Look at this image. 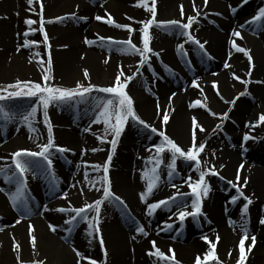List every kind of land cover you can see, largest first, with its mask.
I'll return each instance as SVG.
<instances>
[{
    "label": "bare ground",
    "instance_id": "1",
    "mask_svg": "<svg viewBox=\"0 0 264 264\" xmlns=\"http://www.w3.org/2000/svg\"><path fill=\"white\" fill-rule=\"evenodd\" d=\"M40 3L43 4L44 28L50 49L39 31ZM138 4L139 0H92V4L79 3L78 0H34L29 5L27 0H0V78L22 76L27 81L41 82L43 70L38 61L43 60L47 67L50 51L51 76L60 77L69 88L77 82L98 87L112 86L121 69L123 81L126 76L136 73L140 56L118 51L120 45L101 42L98 37L123 41L129 39V31L96 21L94 17L101 15L106 21L111 15L116 23L130 25L132 42L142 48L139 29L143 25L138 22L150 19L151 13ZM195 5L201 15L191 32L201 43L207 42V55L197 45L185 43L187 38L179 34L181 30L165 31L153 26L149 29L150 47L159 56L149 54L151 68L147 65L140 68V73L128 83L126 91L133 98L137 114L158 131L163 130L185 151L192 144V118L195 117L205 129L204 132L195 130L197 143L206 142L208 166L214 165L219 176L225 179L216 176L224 183L221 185L219 181L217 185L207 177L211 190L202 198L204 215L198 219L187 217L181 224L173 215L177 211H171L169 207L157 209L152 216L146 214L147 206L141 201L140 194L146 191L148 184V179H142V175L147 172L151 176V169L155 166L154 145L148 143L152 136L143 126L129 120L112 153L108 141L113 136L107 135L103 143L98 139L104 136L105 125L103 122L93 123L98 112L96 103L101 96L92 92L86 94L83 101L77 98L68 104L49 106L48 116H58L57 122L50 121L54 143L66 146L69 151L61 154L54 148L50 170H46V163L41 161V166L35 170H38L37 178L33 179L35 171L26 173L25 195L30 211L21 212L12 206L8 193L10 189L14 191L15 186L0 176V188L4 189L0 191V264H33L34 261L88 264L87 259L77 257L74 248L84 257L103 264L101 236L108 253L107 264H159L155 257L148 255L153 250L152 241L166 255H172L168 250L173 249L180 264H195L198 255L203 260L211 243L216 244L214 251L218 259L226 256L235 260L239 258V249L235 247L242 236L241 225H246L249 233V239L245 241L246 264H264V225L259 224V219L264 217V123L259 122L260 115L264 114V21L249 23L250 17L264 8V0H208L207 7L204 0H195ZM181 6L184 10L182 22H187V16L195 15L193 0H156V20H182ZM71 14L87 19L47 23ZM26 19L37 22L31 26L36 29L35 34L29 35L28 39L38 42V46L21 48L17 52V46L25 39L23 33L29 30L24 23ZM234 30L239 31L243 39L233 37ZM85 38L94 43L86 44ZM233 40L249 50L251 62L247 55L235 51L231 44ZM180 44H184L185 52L192 51L191 58L178 52ZM35 52L40 56L32 57L29 62ZM225 63L229 64L228 68L224 67ZM85 70L89 78L85 77ZM237 76L239 80L235 78ZM193 80L197 86L192 84ZM242 92L248 94L240 96ZM234 99L236 102L232 104ZM6 105V110L15 113L16 118L10 121L0 119V167L12 164L11 154L15 151H38V146L47 143L48 139L47 126L41 117L42 108H38L34 131H30L25 123L15 122L36 103ZM165 109L169 114L166 125L162 123ZM209 109L217 115H210ZM225 112L228 113L226 120L221 119ZM218 124L221 125L219 129L216 128ZM246 134L251 137L247 141L244 140ZM94 148L100 150L93 152ZM109 154H112L109 167L111 190L126 202V207L105 202L100 215V233H94L96 238L93 239L87 235L86 222L67 225L65 221L74 213H60L55 209L67 208L69 203L82 207L102 197V190L96 191L88 181L103 176L102 166ZM162 160L157 168V187L147 203L175 196L177 188L184 192L187 189L182 180L198 176L195 171L187 172L175 166L174 174L169 177L171 158L163 154ZM62 164L68 166L71 173L62 169ZM96 164L101 165L99 171L87 167ZM85 172L88 173L87 180ZM244 180L248 183L241 190L253 203L249 205L247 216L242 218L241 208L245 201L241 198L235 204L231 203V197L237 192L227 181L242 186ZM173 184L177 187L174 188ZM60 192L59 197L51 200ZM63 193H67V199L62 198ZM187 205L186 210L192 211L191 203ZM89 216H94V212ZM17 220L20 222L16 223ZM230 220L234 223L230 224ZM166 222L173 225L172 230H161ZM137 224L145 227L147 236L135 231ZM30 225L37 238L35 249L30 242ZM49 225L56 226V231H51ZM69 227H72L71 233L67 231ZM205 235L208 241L202 239ZM252 235L256 237V244L249 252ZM14 242L20 245L19 259Z\"/></svg>",
    "mask_w": 264,
    "mask_h": 264
},
{
    "label": "snow or ice",
    "instance_id": "2",
    "mask_svg": "<svg viewBox=\"0 0 264 264\" xmlns=\"http://www.w3.org/2000/svg\"><path fill=\"white\" fill-rule=\"evenodd\" d=\"M29 5H32L34 3V0H27ZM39 2V0H37ZM247 2V0H245ZM208 0H204V6L207 7ZM138 6H142L145 8L146 11L151 13V18L147 21H140L138 23H141L143 27L139 29L141 33L142 38V48L137 47L131 39V33L133 29L130 25L125 24H119L116 23L111 15H108L107 20L105 21V17L101 15H96L94 18L96 21H104L105 23L115 26L116 28L120 29H127L129 31V39L127 40H113L112 38L108 37H98V39L101 42L107 41L108 43L120 45V48H118V51H122L125 53H132V54H138L140 56L139 60V67L136 70V73L133 75H128L124 78V80H121V77L124 76V72L121 69L118 75L115 78V83L112 86L109 87H98L96 85H93L91 83L85 85L83 83L77 82L76 85L72 88L68 87H60V86H54L50 82L53 79L51 76V68H52V59L50 55V51L48 53L47 58V67L44 66V61L40 60L38 63H40L41 68L43 70V75L41 78V82H33V81H21L17 79L14 83H10L6 86L0 87V119H3L5 121H10L16 118L15 113H11L10 111L6 110L7 105L3 102L14 100L16 98L20 97H28L36 98V105L32 106L29 111L26 113H22L19 116V119H21L30 129V131H34L33 123L36 118V114L38 111V108L43 109V118L44 122L47 126V132H48V139L47 143L39 145L38 151H31L28 149H20L15 151L11 154L12 158V164L11 165H5L4 167H0V176H3L4 181L10 185L15 186V190L12 191L9 190L8 198L14 208L21 212H28L30 211L28 207V198L25 195L26 188H27V178L26 173L29 171H35L37 168H39L40 162L43 161L46 163V170H50L52 168L53 161L50 158L53 155L52 150L55 148L56 152L64 153L66 151H69V149L56 146L54 143V137H53V129L52 125L50 123V117L48 116V108L50 105L53 104H68L70 102L75 101L77 98L79 100L83 101L86 99V94H90L93 91H97L100 93L108 94L104 97L98 98L96 103V108L98 109V112L96 114L95 120H93V123H101L105 125L104 129V136L98 137V139L101 140V142H105L107 135L111 134L113 138L108 141L111 144L112 147V153L115 152L118 140L123 133L126 124L129 120H132L139 125L143 126L145 129H149L152 133H157L161 138L162 142L160 144L154 145L156 157L154 160L155 166L151 169L152 175L149 176L147 172H145L142 175L143 178L148 179L147 189L145 192H142L140 194V199L142 202L146 203L147 206V215L152 216L155 211L161 207H169V205H175L177 207V212L173 213L174 216H177L180 223L183 224L185 219L187 217H193L194 219H198L199 217L203 216L202 212V198L207 197L210 189V185L208 184L206 177L208 176H217L219 179L223 180L225 179L222 176H219V172L216 170L214 165L202 168V161L200 159V156L202 153L206 150V142H200L197 143V137H196V129H199L200 132H204L205 129L202 125L198 124L195 117L192 118V126H193V132H192V144L191 146L185 151L182 149L173 139H171L168 135L165 134L163 130H157L155 127H152L149 125L145 120H143L135 111L134 109V101L133 98L128 94L126 91L127 85L129 82L133 81L136 78V75L140 73V68H143L145 65H147L149 68H151L150 64V56L152 55L159 56V53H154L153 50L150 47V32L149 29L151 27H157L161 28L165 31H171L179 29L181 30L179 32L180 35L185 36L187 39L185 43H192L199 47V49L206 53L205 44L201 43L199 39H197L191 32V29L193 27L194 23L198 22V17L201 15L200 11L196 8L195 0H193V11L195 12V15H189L186 18L187 22H182L184 18V10L183 6H181V17L182 20H168V21H157L156 20V0H151V6H149V0H139ZM234 11V9H233ZM40 27L39 31L43 33V42L48 45V48H51V45L49 43V37L47 35V32L45 31L44 24L45 20L43 18V4L40 3ZM219 15V13H217ZM73 19V20H86L87 17H77L75 14H71L69 16L64 17H57L55 21H47V23L52 22H63L64 20ZM129 19H131L129 17ZM264 21V8H260L257 11V14L252 17L251 21L249 23L255 24L257 22ZM24 23L29 26V30L25 31L23 33V36L25 37L23 44H19L17 46V52L21 50V48H32L34 46H38V42L36 41H30L28 39L29 35H33L36 32V29L32 28L31 26L36 24L37 22L33 19H26ZM243 27V25H241ZM233 37L243 39L241 33L239 31H233L232 33ZM85 43L88 45H92L94 43L93 40H88L85 38ZM232 47L235 49L236 52L244 53L248 56L249 61L251 62L252 57L249 55V50H246L245 48L240 47L234 40L231 41ZM178 52L181 54L187 55L185 52L184 44L178 45ZM40 56L39 52L32 53V56L30 57V61L32 62V57H38ZM211 58V57H209ZM107 63V61H105ZM225 68L229 67V64L225 63ZM84 75L86 78H89V74L87 70L84 71ZM250 75V73H249ZM237 80L240 79L239 76L235 77ZM243 83L247 84V81H242ZM192 84L194 86H197L196 80L192 81ZM215 87V82L213 84ZM247 92L240 93V96L247 95ZM175 96V93L172 94ZM217 95H219V92L217 91ZM223 99V97H221ZM236 99H239L237 97ZM171 100V97H170ZM227 103V101H225ZM235 99L232 101V104H235ZM199 102H196L198 104ZM196 104L192 105L193 107L196 106ZM206 107V105H205ZM159 104H157L158 114L159 113ZM231 110V109H230ZM209 114L212 116H216V113L211 112L209 109ZM228 118V113L225 112L222 114L221 119L226 120ZM169 121V114L168 111L165 109L162 113V123L166 125ZM259 122L264 123V114L260 115ZM217 129L221 128V125L218 124L216 126ZM215 132L216 129H213ZM251 137H249L247 134L244 136V140L247 141ZM100 149H92L93 152L98 151ZM151 150V149H149ZM168 152L171 154V162L168 164L169 168V177H171L174 174L175 170V164L176 159L183 158L186 162H190L192 169L198 173V179L193 180L191 176H189L185 183L190 189V193H180L179 189L177 188V195L169 197L164 200L147 203L148 197L153 193V190L157 187L159 176L157 174V168L159 165L163 162L162 155L165 152ZM215 153H213V156ZM152 160V158H149ZM112 161V154H109L107 157V162L102 166L103 168V176L99 177L96 180H90L88 181L89 184L92 186V188H95L96 191L102 190V197L100 199L95 200L91 203H86L82 207H74L69 203V206L67 208L60 207L55 209V211L60 213H74V215H71L69 219L65 221V224L70 226H75L80 221L87 223V235L89 237H92L95 239L94 233L99 234L100 233V215H101V209L102 206L105 204V202H109L112 204H119L121 206L126 207V202L116 195L111 190V181L109 178V167L110 163ZM205 165L208 164L207 161H203ZM87 167H92L96 171H99L101 169V165H87ZM242 167V166H241ZM10 173V174H9ZM85 179H88V173L85 172ZM239 171L237 173V181H239ZM229 185H231L233 188L236 189L237 194L233 195L231 197V203L235 204L239 199L243 198L245 203L243 204L241 208V217L244 218L248 214L249 205L253 203L252 199L248 196H245L244 192L241 190L243 186H246L248 181L244 180L243 185L240 186L237 183H233L232 181H227ZM97 184H100V187H96ZM174 188L177 186L175 184L172 185ZM75 187V185H73ZM0 191H4L3 188H0ZM81 194H83V190L81 189ZM191 195L194 197L191 202V208L192 211H187L188 205L184 202L182 199L183 197ZM62 198L67 199V193L62 194ZM180 200V203H177V200ZM94 216L90 217L89 213H93ZM171 219V217L169 218ZM205 219L206 216H205ZM20 221L17 220L16 223H19ZM229 223H234L233 221H229ZM259 224L264 225V217H261L259 219ZM51 231H56V226L49 225ZM173 225L171 223H165L164 228L161 229L162 231H170L172 230ZM69 233L72 231V227H69L67 229ZM135 231L138 234L147 236L148 233L145 230V227L143 225L137 224ZM241 232L242 236L239 240V258L237 260V264H246V253H245V241L249 239V233L246 225H241ZM29 236L31 238V246L33 249L36 248L37 245V238L34 234V230L32 226H29ZM135 239V236L133 237ZM205 241H208V237L205 235L202 237ZM219 237H217V240ZM251 244L248 246V251L250 252L252 250V247L256 244V237L252 235L250 237ZM91 240H89V243L91 244ZM152 251L148 252L149 256L155 257L156 260L159 262V264H180L178 260L175 259V253L174 250L169 248V252L172 253V255H166L165 252H163L159 247L156 246V242L152 241ZM99 244L101 248L103 249V255H104V261L103 264H107V250L104 247V240L102 236L99 239ZM14 249L17 251V259H19V249L20 245L18 243L14 242ZM216 248L215 243L210 244V248L207 253L204 254L203 260L198 255L195 260V264H205V262L209 261H217L218 264V257L216 252L214 251ZM73 251L76 253L77 257L80 259H87L88 264H98V262L95 259H90L87 257H84L83 254L76 250L75 248ZM33 264H44L43 261H34Z\"/></svg>",
    "mask_w": 264,
    "mask_h": 264
},
{
    "label": "rangeland",
    "instance_id": "3",
    "mask_svg": "<svg viewBox=\"0 0 264 264\" xmlns=\"http://www.w3.org/2000/svg\"><path fill=\"white\" fill-rule=\"evenodd\" d=\"M78 1H79V3H83V4H89V3L92 4V0H78ZM258 7H261V6H258ZM251 19H252V18L250 17V20H251ZM263 27H264V26H263ZM176 41H177L178 43H180V39H177ZM178 43H176V44H178ZM186 53H187V55H188V59L191 58V57L193 56L192 51L186 50ZM20 77H21V78H20ZM20 77H18V78H12V77H11V78H9V77H6V78H0V87H2V86H6V85H8V84H10V83H14L17 79H19V80H21V81H27V80L24 79V77H22V76H20ZM50 83H51L52 85H54V86L68 87V85H67V84H66V83H65L60 77H58V76L54 77V78L51 80ZM68 88H69V87H68ZM93 92L99 94L101 97H104V96L108 95V94L100 93V92H97V91H93ZM3 103H5V104L29 103V105H34L35 103H37V101H36V98H35V97H32V98H28V97H20V98H16V99H14V100L5 101V102H3ZM19 116H20V115H19ZM41 117H43V115H41ZM57 117H58V116H56V115H54V116H50V121L57 122V121H56V120H57ZM39 121H40V119H39ZM15 122L18 123V124H24V122H23L21 119H19V117L16 119ZM146 132L148 133V135L152 136V138H151V142H148V143L153 144V145H156V144H160V143L162 142V138H161L157 133H152L149 129H147ZM55 145L67 149L66 146H62V145H59V144H55ZM208 154H209V151L206 149L205 152L202 153L201 156H200V159H201V161H202V165H201L202 168H205V167L208 166V164L205 165V164L203 163V161H207V162L209 163V155H208ZM164 156H167V157H170V158H171V154L164 153ZM175 166H179V167L183 168V169H184L185 171H187V172H189V171H190V172L194 171V170L192 169V167H191L190 162H186L183 158H179V157H178V158L176 159V164H175ZM62 169H65V170H67L68 172L70 171L69 167L66 166L65 164H62ZM37 171H38V170H37ZM37 171H35V174H34V176H33V179L38 177ZM70 173H71V171H70ZM196 175H198L197 172H196ZM208 178L214 180L215 183H216L217 185H219V181H220V180H219L216 176H208ZM196 179H198V176L195 177V179H193V180H196ZM206 179H207V177H206ZM182 182H183V185L185 186V188H186L187 190H185L184 192H180V193H190V189H189V187L187 186V184L185 183V179H183ZM220 182H221V181H220ZM223 184H224V183H223V181H222V182H221V185H223ZM61 193H62V192H60V193L54 195V197H52L51 200H54V199H56L57 197H59V196L61 195ZM191 197H192V196L189 195V196L183 197L182 199L184 200V202H185L186 204H190V203L192 202V200H190ZM191 199H194V197H192ZM189 201H190V202H189ZM177 203H180V200H179V199L177 200ZM190 208H191V206H190ZM169 209H170L171 211H175V210L177 211V207H176L175 205H169ZM39 211H41V210L39 209ZM39 211H37V212H39ZM32 216H33V215H32ZM190 218L192 219L193 217H190ZM195 225H197V224H195ZM235 249L238 250L239 247L236 246ZM237 260H238V259L231 260V259L227 258L226 256H223L222 258L218 259V264H237ZM209 264H217V261H209Z\"/></svg>",
    "mask_w": 264,
    "mask_h": 264
}]
</instances>
